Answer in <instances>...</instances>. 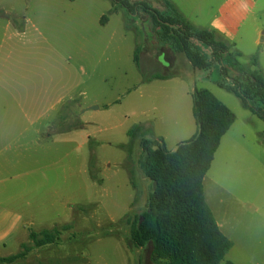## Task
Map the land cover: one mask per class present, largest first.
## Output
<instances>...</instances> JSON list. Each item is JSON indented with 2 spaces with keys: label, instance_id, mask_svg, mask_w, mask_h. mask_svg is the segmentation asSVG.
<instances>
[{
  "label": "rangeland",
  "instance_id": "obj_1",
  "mask_svg": "<svg viewBox=\"0 0 264 264\" xmlns=\"http://www.w3.org/2000/svg\"><path fill=\"white\" fill-rule=\"evenodd\" d=\"M260 5L264 9V0ZM111 6L109 0H0V59L15 52L17 59L32 60L34 72L79 75L80 113L66 111L65 120L51 131L80 125L81 135L93 139L78 141L72 149L59 144L67 170L73 156L76 169L80 158L78 175L75 171L74 178L67 174L59 178L64 199L76 204L70 219L48 228L59 230V241L38 248L29 236L21 243L14 235L0 242V257L26 251V259L15 264H154L150 247L137 249L130 242L153 182L140 165L143 136L131 141L129 132L151 121L144 124L145 136H159L168 150H175L197 130L191 97L195 88L211 91L237 117L205 178L207 201L217 221L258 220L259 226L252 228L257 241L264 242V120L218 86L222 79L218 69L194 70L183 54L158 43L145 15L132 22L125 12L109 15ZM263 13L258 18L260 43H254L257 34L250 23L236 49L243 64L258 55L264 72ZM103 16L110 19L106 25L101 23ZM9 22L26 28L21 31L25 33L13 38L6 31ZM137 46L141 69L134 63ZM156 74L176 77L143 83L144 76ZM47 146L51 150V142ZM40 228L31 229L39 233Z\"/></svg>",
  "mask_w": 264,
  "mask_h": 264
},
{
  "label": "trees",
  "instance_id": "obj_2",
  "mask_svg": "<svg viewBox=\"0 0 264 264\" xmlns=\"http://www.w3.org/2000/svg\"><path fill=\"white\" fill-rule=\"evenodd\" d=\"M109 1V15L125 12L132 22L145 15L157 33L158 43L183 54L194 70L218 69L222 76L218 86L238 97L245 110L264 120V72L258 55L248 64L241 63L243 55L235 44L214 30L193 25L170 0ZM108 21L109 17L103 16L101 23L106 25ZM140 53L137 46L134 63L139 69ZM144 79L149 82L166 77L156 74ZM192 99L198 131L175 151L168 150L162 138L152 133V138L145 136L148 131L144 125H136L129 132L131 141L143 136L140 165L153 182L147 208L133 226L130 242L137 249L150 247L154 264H221L233 247L206 200L204 182L237 117L207 89L195 88ZM63 120L62 114L58 121ZM59 236V230L54 228L31 232L29 238L41 248L57 243ZM26 256L25 251L0 257V264H15Z\"/></svg>",
  "mask_w": 264,
  "mask_h": 264
},
{
  "label": "crops",
  "instance_id": "obj_3",
  "mask_svg": "<svg viewBox=\"0 0 264 264\" xmlns=\"http://www.w3.org/2000/svg\"><path fill=\"white\" fill-rule=\"evenodd\" d=\"M170 1L193 25L214 30L235 45L246 25L251 23L252 31L257 34L254 43H260L262 36L258 18L264 12L260 5L262 0ZM23 28L9 22L6 31L12 33L13 38H20L25 33H21L26 29ZM13 55L15 52L6 59H0V242L16 235L22 243L32 232V227L40 226L41 230L56 227L73 215L76 204L71 199H64L59 178H65L66 174L74 178L75 171L78 175L80 158L76 169L73 156L72 166L67 170L64 164L66 156L63 149H59V144H67L72 149L78 141L86 143L93 139L81 135V127L78 126L51 131L56 122H61L58 118L66 111L80 113L77 110L80 108L78 99L81 94L77 90L80 76L72 73L68 76L40 74L34 72L31 59H17ZM162 76L166 79L153 81L167 82L176 77ZM153 81L146 82L143 78V83ZM192 94L193 91L191 97ZM195 126L197 130L188 140L198 131L196 121ZM50 142L51 150L47 146ZM217 223L233 245L221 264H264L261 251L264 250V242L257 241L258 235L252 228L259 226L258 220L222 219Z\"/></svg>",
  "mask_w": 264,
  "mask_h": 264
}]
</instances>
